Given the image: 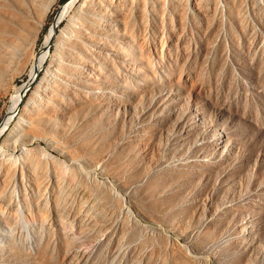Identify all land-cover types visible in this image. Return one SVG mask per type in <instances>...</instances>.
<instances>
[{
    "label": "rangeland",
    "instance_id": "374dc122",
    "mask_svg": "<svg viewBox=\"0 0 264 264\" xmlns=\"http://www.w3.org/2000/svg\"><path fill=\"white\" fill-rule=\"evenodd\" d=\"M70 1L0 0V125ZM67 16L0 136V264H264V0Z\"/></svg>",
    "mask_w": 264,
    "mask_h": 264
},
{
    "label": "bare ground",
    "instance_id": "6f19581e",
    "mask_svg": "<svg viewBox=\"0 0 264 264\" xmlns=\"http://www.w3.org/2000/svg\"><path fill=\"white\" fill-rule=\"evenodd\" d=\"M31 1V5L32 6H35L37 4L38 1L40 0H30ZM79 0H72L70 1L69 3L65 4L62 8V11L60 12L59 16H58V19L57 21L55 22V24L53 25V27L50 29L48 35H47V38H46V41H45V44L43 46V48L40 50V52H38V54L35 56L34 58V63L32 65V68H31V79L24 83L23 85L19 86L16 88L15 92L12 94V101H11V107L9 109V112L7 114V116L5 117L2 125H0V136L1 135H4L6 134L7 132H9V134H16V132L18 131H21L22 130V124H23V120H24V117L22 116H18L19 112V108L21 106V104L23 103L24 101V97L25 95L22 94V90H26L28 91L29 87L33 84L34 82V79L36 78L38 72L41 71V69L44 67V65L49 62V60L53 59L55 56H61V54L63 55V53H59L57 52L58 50V47H61V48H65L67 45H68V41L73 39V37L71 36L72 34V29L70 30H67L66 28L63 29L61 31V33L59 34L57 32V27L59 25V23L64 20L66 18V16L68 15L69 11L71 8H73L77 3H78ZM81 1V0H80ZM48 2V1H46ZM39 3V2H38ZM50 3V2H49ZM80 3V2H79ZM42 4V3H40ZM45 5V4H44ZM43 5V6H44ZM30 6V5H29ZM50 6V4H49ZM32 11V10H31ZM34 11V10H33ZM34 15V14H33ZM42 16V15H41ZM78 16V15H77ZM1 17V16H0ZM31 17V16H30ZM69 17V16H67ZM12 19V18H11ZM43 20V19H42ZM72 20V19H71ZM15 21V20H14ZM21 21V20H20ZM40 21V20H39ZM24 23V22H22ZM15 24V23H14ZM2 26V25H1ZM21 26V25H20ZM24 26V25H23ZM28 27V26H27ZM72 27V26H71ZM12 28V27H11ZM4 29V28H3ZM2 29V30H3ZM1 30V31H2ZM5 30V29H4ZM7 30V29H6ZM5 30V31H6ZM11 30V29H10ZM9 30V32H10ZM4 31H2L3 33ZM8 32V31H7ZM75 32V31H74ZM4 34V33H3ZM6 34V33H5ZM11 34V33H9ZM19 34V33H18ZM13 35V34H12ZM15 35V34H14ZM28 35V34H26ZM86 35V34H85ZM84 37V36H83ZM87 37V36H86ZM4 39H2V45L5 49H9V47H12L16 41H18L15 36H5L3 37ZM29 38V37H28ZM91 39V38H90ZM94 43V42H93ZM52 45H55V52L53 53V51H51V46ZM82 46V45H81ZM1 48V47H0ZM81 49V48H79ZM17 50V49H16ZM64 50V49H63ZM83 50V48H82ZM78 51V49H77ZM61 52H63L61 50ZM7 53V52H6ZM101 53V52H100ZM107 53V52H106ZM118 53V52H117ZM13 54V53H11ZM94 54V53H93ZM104 54V53H103ZM110 54V53H109ZM122 54V53H121ZM2 55H3V52H2ZM6 55V54H5ZM98 55V54H97ZM119 55V53H118ZM21 56V55H20ZM102 56V55H101ZM122 56V55H121ZM124 56V55H123ZM128 56V55H127ZM10 57V56H9ZM12 57V56H11ZM74 57V56H73ZM77 57V56H76ZM100 57V56H99ZM92 58V57H91ZM128 58V57H127ZM6 59V58H5ZM9 59V58H8ZM95 59V58H94ZM100 59V58H99ZM98 59V60H99ZM55 60V59H54ZM57 60V58H56ZM78 60V59H77ZM89 60V59H88ZM5 61V60H3ZM1 61V62H3ZM8 61V60H7ZM63 61V60H62ZM90 61H92L90 59ZM6 62V61H5ZM77 62V61H76ZM55 63H58L57 61ZM97 63V62H96ZM8 64V62H7ZM89 64V63H88ZM91 64V63H90ZM3 65V64H2ZM95 65V64H94ZM4 66V65H3ZM90 66V65H89ZM93 66V65H92ZM67 68V67H66ZM94 68V67H93ZM44 69V68H43ZM3 71V70H2ZM60 71V70H59ZM1 73V72H0ZM64 73V72H63ZM66 74V73H65ZM64 76V75H62ZM69 79V78H68ZM135 102L139 103V100L137 99ZM114 106H121V105H126V103H124L122 100H114L111 102ZM136 104V103H135ZM35 106V105H34ZM127 106V105H126ZM33 108V107H32ZM36 108V107H35ZM135 110L138 111V107L135 105ZM145 127V126H143ZM29 129V128H28ZM30 131V130H29ZM17 132V133H18ZM20 134V133H19ZM9 136V135H8ZM16 137V136H15ZM170 138V137H169ZM54 145V144H53ZM219 146V145H217ZM22 150H20L21 152L20 153H15V152H12V153H5L3 152L2 150H0V157L3 156V155H8L9 157L11 156H15L18 158L17 160H19L20 158V154H22L24 151L25 153L26 152H30L31 151V148L28 147V146H25V145H22ZM66 152V151H65ZM28 154V153H27ZM15 158V157H13Z\"/></svg>",
    "mask_w": 264,
    "mask_h": 264
},
{
    "label": "water",
    "instance_id": "95a60500",
    "mask_svg": "<svg viewBox=\"0 0 264 264\" xmlns=\"http://www.w3.org/2000/svg\"><path fill=\"white\" fill-rule=\"evenodd\" d=\"M26 92H27V89H26L25 91H24V90H22V94H23V95H25V94H26ZM2 123H3V122H2ZM2 123H1V124H2Z\"/></svg>",
    "mask_w": 264,
    "mask_h": 264
}]
</instances>
